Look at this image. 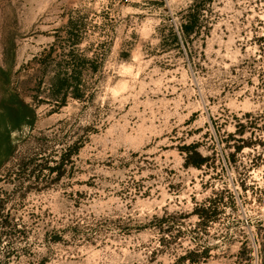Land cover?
I'll return each instance as SVG.
<instances>
[{"label": "rangeland", "instance_id": "obj_1", "mask_svg": "<svg viewBox=\"0 0 264 264\" xmlns=\"http://www.w3.org/2000/svg\"><path fill=\"white\" fill-rule=\"evenodd\" d=\"M263 254L264 0H0V264Z\"/></svg>", "mask_w": 264, "mask_h": 264}, {"label": "trees", "instance_id": "obj_2", "mask_svg": "<svg viewBox=\"0 0 264 264\" xmlns=\"http://www.w3.org/2000/svg\"><path fill=\"white\" fill-rule=\"evenodd\" d=\"M197 23L196 16L194 14L190 15L189 22H186L183 26L182 33L180 35L172 34L174 40L176 42H179L180 37L182 40H186L187 36L191 34V32L195 29ZM67 78H63V81L61 82V88H64L67 86L66 82ZM18 99V98H16ZM17 102L19 103V108L21 113L23 114V124H33L35 120V110L33 107H31L28 103H26L23 99H18ZM16 129V127H14ZM186 150V156H185V165L187 166H195L200 168L204 161L206 160V157H203L202 154L197 149V146L190 145L185 147ZM201 215V214H200ZM264 264V254H263V262Z\"/></svg>", "mask_w": 264, "mask_h": 264}]
</instances>
